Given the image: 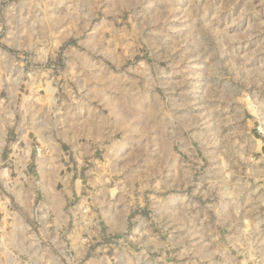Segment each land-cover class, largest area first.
<instances>
[{
	"label": "rangeland",
	"instance_id": "374dc122",
	"mask_svg": "<svg viewBox=\"0 0 264 264\" xmlns=\"http://www.w3.org/2000/svg\"><path fill=\"white\" fill-rule=\"evenodd\" d=\"M0 264H264V0H0Z\"/></svg>",
	"mask_w": 264,
	"mask_h": 264
}]
</instances>
